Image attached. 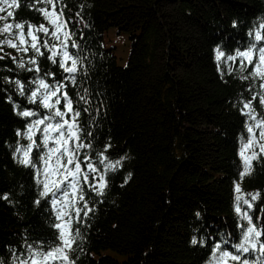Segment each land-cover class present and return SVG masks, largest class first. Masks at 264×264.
Wrapping results in <instances>:
<instances>
[{"label":"trees","instance_id":"16d2710c","mask_svg":"<svg viewBox=\"0 0 264 264\" xmlns=\"http://www.w3.org/2000/svg\"><path fill=\"white\" fill-rule=\"evenodd\" d=\"M209 262L264 264V0H0V264Z\"/></svg>","mask_w":264,"mask_h":264},{"label":"rangeland","instance_id":"374dc122","mask_svg":"<svg viewBox=\"0 0 264 264\" xmlns=\"http://www.w3.org/2000/svg\"><path fill=\"white\" fill-rule=\"evenodd\" d=\"M119 50L120 51L123 50V47L122 46H119ZM118 55H119L118 60H117L118 64L124 65L125 64V60L124 59H125V57L127 59V55L126 54H123V53L118 54ZM209 264H212V263L209 262ZM219 264H221V263H219Z\"/></svg>","mask_w":264,"mask_h":264},{"label":"bare ground","instance_id":"6f19581e","mask_svg":"<svg viewBox=\"0 0 264 264\" xmlns=\"http://www.w3.org/2000/svg\"><path fill=\"white\" fill-rule=\"evenodd\" d=\"M29 135V134H28ZM31 138V137H30Z\"/></svg>","mask_w":264,"mask_h":264}]
</instances>
